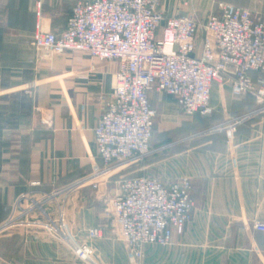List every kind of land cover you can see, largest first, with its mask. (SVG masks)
<instances>
[{
	"label": "crops",
	"instance_id": "obj_1",
	"mask_svg": "<svg viewBox=\"0 0 264 264\" xmlns=\"http://www.w3.org/2000/svg\"><path fill=\"white\" fill-rule=\"evenodd\" d=\"M74 1L40 0L36 17L32 0H0V222L31 185L43 192L102 164L93 129L112 92L117 64L81 51L44 54L32 46L36 20L58 33ZM222 1L247 8L264 22V0H158V8L166 17L191 15L200 22L217 13ZM149 100L158 111L153 132L163 137L156 141L152 132L157 155L140 164L139 174L163 182L188 177L194 209L183 234L167 246L147 247L141 264H264V231L253 228L255 221L264 223V114L237 125L230 137L206 132L224 112L253 109L254 97H233L228 83H213L214 110L208 117H186L164 92L150 91ZM109 183L89 189L103 198L110 195ZM84 191L66 202L72 233L102 223V211ZM102 228L94 262L131 264L124 242L106 223ZM23 234L19 229L0 234V264H85L57 240Z\"/></svg>",
	"mask_w": 264,
	"mask_h": 264
},
{
	"label": "built area",
	"instance_id": "obj_2",
	"mask_svg": "<svg viewBox=\"0 0 264 264\" xmlns=\"http://www.w3.org/2000/svg\"><path fill=\"white\" fill-rule=\"evenodd\" d=\"M32 1L38 17L41 2ZM158 5V0H75L58 33L44 30L36 20L32 34L36 51H81L117 64L112 92L93 129L102 164L49 192L32 185L10 206L0 232L16 228L32 239L42 234L63 244L81 262L96 264L94 241L102 232L90 226L72 233L66 202L81 189L99 191L153 153L156 111L150 91L173 97L186 117L213 113V83H228L236 98L252 95L253 109L224 112L221 122L206 130L227 137L237 125L264 114V22L227 2H218V12L200 22L191 15L166 17ZM190 189L188 177L163 182L139 174L120 179L115 194L103 197L112 230L124 242L131 264H141L147 247L167 246L174 235L183 234L194 209ZM253 228L264 231V223L255 221Z\"/></svg>",
	"mask_w": 264,
	"mask_h": 264
},
{
	"label": "rangeland",
	"instance_id": "obj_3",
	"mask_svg": "<svg viewBox=\"0 0 264 264\" xmlns=\"http://www.w3.org/2000/svg\"><path fill=\"white\" fill-rule=\"evenodd\" d=\"M244 8V7H243ZM247 9V8H246ZM251 13V12H250ZM251 15H252V17L254 18V19H257V18H255L254 17V15L251 13ZM259 20V19H258ZM154 108V107H153ZM155 109V108H154ZM155 111H156V116H155V119H154V124L156 125V120H157V118H158V111H157V109H155ZM184 115V114H183ZM205 117H208V116H205ZM189 119L190 118H187L186 120H184V122H189ZM153 134L155 135L154 136V138H155V140L156 141H159V140H161L162 139V137H163V135H160V134H158L157 133V131H154L153 132ZM167 135H170V136H167L168 137V141H172V140H174V136H173V133L172 132H170V133H168ZM167 139V138H166ZM156 155H157V153L155 152V153H151L150 155H148L145 159H147L148 157L150 158H154V157H156ZM144 159V160H145ZM143 160V161H144ZM142 161V162H143ZM142 162H139L138 164H136V165H132V166H129V167H127V168H125L124 170H122L121 172H120V174L119 175H116V176H114L113 177V181H111L110 183H109V193H110V195L109 196H107V199H109V198H111L114 194H115V192H116V190H117V181H119L120 179H123V178H127V177H131V176H136V175H139V173H140V164L142 163ZM91 171V170H90ZM89 173V172H88ZM87 174V173H86ZM85 175V174H84ZM83 176V175H82ZM75 180V179H74ZM73 181V180H72ZM69 182H71V181H69ZM68 182V183H69ZM65 184H67V183H64V184H61V185H58V186H54V187H52V188H50L49 190H46V191H43V192H49V191H51V190H53L54 188H57V187H61L62 185H65ZM32 186V185H31ZM37 190V189H36ZM81 190H85L84 191V193H86V196H87V201H89L90 203L92 202V204H94V205H96L97 207H98V209L100 208V211H102V214H103V216H101V222L102 223H98V224H96V225H93L92 227H97V228H99L100 230H101V232H102V230H103V225L105 226V223L108 225V228H111L112 229V227L110 226V224H111V219H110V214H109V212L107 211V209H106V200H105V198H100L99 196H97L95 193H94V191H92V190H90L89 188H85V189H81ZM38 191H40V190H38ZM92 191V192H91ZM19 197V196H18ZM70 198V197H69ZM86 198V197H85ZM94 199V200H93ZM16 201V200H15ZM14 201V202H15ZM13 202V203H14ZM12 203V204H13ZM12 204L10 205V206H12ZM23 205H25V203L23 204ZM10 206L6 209V215H5V217L3 218V220L2 221H4L6 218H7V215H8V212H9V210H10ZM1 221V222H2ZM0 222V223H1ZM16 228H11V229H7V230H4V231H2V232H0V234H3V233H5V232H7V231H10V230H15ZM22 237L24 238V234L22 235ZM84 263V262H83Z\"/></svg>",
	"mask_w": 264,
	"mask_h": 264
},
{
	"label": "trees",
	"instance_id": "obj_4",
	"mask_svg": "<svg viewBox=\"0 0 264 264\" xmlns=\"http://www.w3.org/2000/svg\"><path fill=\"white\" fill-rule=\"evenodd\" d=\"M223 2V1H222ZM234 5V4H233ZM236 6V5H235Z\"/></svg>",
	"mask_w": 264,
	"mask_h": 264
}]
</instances>
